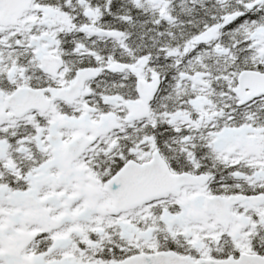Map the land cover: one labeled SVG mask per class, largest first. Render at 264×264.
Masks as SVG:
<instances>
[{
    "label": "snow or ice",
    "instance_id": "obj_1",
    "mask_svg": "<svg viewBox=\"0 0 264 264\" xmlns=\"http://www.w3.org/2000/svg\"><path fill=\"white\" fill-rule=\"evenodd\" d=\"M0 264H264V0H0Z\"/></svg>",
    "mask_w": 264,
    "mask_h": 264
}]
</instances>
